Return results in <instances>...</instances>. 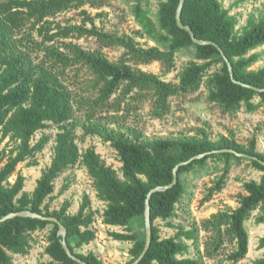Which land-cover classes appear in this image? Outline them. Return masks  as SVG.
I'll return each instance as SVG.
<instances>
[{"label": "trees", "instance_id": "1", "mask_svg": "<svg viewBox=\"0 0 264 264\" xmlns=\"http://www.w3.org/2000/svg\"><path fill=\"white\" fill-rule=\"evenodd\" d=\"M149 0H133V14L142 27V34L158 45L142 46L128 34H114L98 28L86 9L81 24L58 26L51 32L47 27L49 17L80 9L89 4L97 6L101 0H0V133L1 140L8 138L17 142L15 150L7 154L0 150V218L22 210H31L46 216L57 217L66 227L67 243L74 255L89 264H130L143 251L145 232H131L130 225L140 221L144 227L145 201L149 191L165 186L173 180L176 165L190 158L208 153L201 158L181 165L177 183L168 189L152 194L150 217L152 222L151 246L138 264H203V257H213L229 241L235 244L228 258L234 262L245 258L249 251V233L245 221L252 211L260 208L258 223H264V165L251 160L253 167L262 172L259 180L251 179L244 184L245 194L234 209L221 210L202 221L201 227H177L175 236L162 237L156 225L158 219L168 220L176 211L186 190V175L207 166L210 158L224 162V173L217 182L221 188L231 169L233 159L243 157L231 152L217 153L214 150L231 148L238 152L264 160V153L257 150L256 138L247 146L235 138L223 136L218 142L207 139L157 138L148 143L133 140L124 133L111 129L99 121L98 115L108 108L119 109L125 97L134 90L151 91L155 96L156 112L165 113L170 108V97L178 93L197 91L202 80L214 65L220 68L210 79L212 86L208 99L221 105L226 111H236L244 104L247 111L264 106V91L258 92L231 79L227 63L215 45H199L193 42L188 31L176 22L180 0H164L160 3L157 19L154 20L145 8ZM181 18L190 25L195 36L217 43L232 64L234 77L244 83L264 88V67L248 70L258 59L249 52L264 44V18L249 19L245 30L234 33L236 18L230 16L219 0H185ZM90 22L91 26H87ZM34 31L42 36H32ZM29 34V36H27ZM96 37L99 47L86 49L61 38L76 36ZM161 45V46H160ZM195 48V58L182 71L179 84L167 82L157 74L135 67L138 64L160 62L166 70L175 66V55L183 48ZM103 47H122L123 56L110 60ZM41 52L35 57L33 53ZM85 71L84 86L89 94H77L80 72ZM75 72V83L68 82V75ZM73 86V87H72ZM256 97L259 102H254ZM83 112V120H78ZM52 122L59 127L53 160L42 173L32 193L24 191L26 177L11 176L21 162L29 160L37 165V153L48 142L42 136L32 143L33 136ZM82 127L86 135H98L117 151L122 162V176L106 165L94 147L83 154L77 143L76 130ZM82 158L84 166L94 180L98 197L107 204L103 222L107 225L128 228L126 232H112L115 240L130 241L131 259L127 263H105L94 252L77 251L96 237L92 227L95 221L91 211V198L83 197L77 213L68 212L70 202L65 201L59 211H50L44 205L54 191V180L59 174ZM51 227L46 247L51 260L47 264H79L72 259L61 244L59 226L48 220L17 216L0 223V264H14L15 254H25L31 248L32 234ZM209 233L204 241L203 257L200 255L198 231ZM192 240L199 256H186L190 245L181 240ZM264 248V237L259 240ZM249 264H264V255Z\"/></svg>", "mask_w": 264, "mask_h": 264}, {"label": "rangeland", "instance_id": "2", "mask_svg": "<svg viewBox=\"0 0 264 264\" xmlns=\"http://www.w3.org/2000/svg\"><path fill=\"white\" fill-rule=\"evenodd\" d=\"M164 0H149L145 2V8L149 15L156 20L160 3ZM230 16L236 18L234 33L240 35L248 25L251 18L259 20L264 18V0H219ZM133 0H101L97 6L85 5L80 9H71L61 12L56 16L49 17L47 27H51V32L58 29V26L69 24H81L84 21L82 9H86L92 17L95 25L107 32L114 34H128L144 47L158 45L151 39L143 36L142 27L137 22L133 14ZM87 26H91L87 22ZM29 36V34H27ZM32 36L41 40L42 36L36 31ZM62 41L73 42L86 49H96L99 43L94 36L61 38L57 45H62ZM161 46V45H160ZM102 51L112 61L119 60L125 49L122 47H103ZM37 54L33 53L35 57ZM257 54L258 59L251 64L248 70H259L264 67V44L252 49L249 55ZM192 61H199L195 58V48L193 46L180 49L175 55V66L171 70H166L163 65L154 61L149 64H138L135 67L157 74L161 79L179 84L180 76L184 68ZM220 68V65L212 66L206 72L202 83L197 91L178 93L170 97V108L167 112L158 114L156 112L155 96L151 91L141 92L134 90L125 97L119 109L108 108L98 115L99 121L106 124L111 129H116L124 133L133 140H140L148 143L157 138L173 139H207L218 142L223 136L235 138L239 143L247 146L250 139L256 138L257 150L264 153V106H260L254 111H247L245 105L236 111H226L216 102H211L208 96L211 91L210 79ZM75 72L68 75V82L75 83ZM85 71L80 72L78 89L76 93L89 94L88 88L84 86L83 79ZM73 87V86H72ZM256 97L254 102H259ZM78 120H83V112L76 114ZM59 127L48 122L47 127L40 129L32 138V143H36L42 136H48L49 140L45 147L37 153L38 164L30 165L29 160L21 162L10 181L13 183L18 174L26 177L24 191L32 193L37 185L38 179L43 171L50 166L56 146V138ZM77 143L80 153L83 154L89 147H94L101 155L103 162L113 167L119 176H122V162L115 148L110 142H105L98 135L84 133L82 127L76 130ZM17 142L14 140H1L0 150H15ZM6 159L0 162V168ZM231 169L225 178L221 188L217 187V182L224 173V162L220 159L210 158L207 166L197 169L186 177V190L181 201L176 205L175 214L168 220L158 219L156 225L160 229L161 236H175L179 226L190 228L201 227L202 221L210 218L212 214L221 210L234 209L239 205V200L244 195L245 182L255 179L259 180L262 172L253 167L251 160L246 157L240 160L231 161ZM91 198L90 209L94 213L95 221L92 223L96 231L93 241L78 248L77 251L87 254L94 252L105 263H127L131 259L129 253L132 243L130 241L115 240L112 232H126L128 228L122 226L107 225L103 222V213L107 207L105 201L98 197L94 187V180L89 175L87 168L82 162V158L74 165L64 169L54 180V191L46 198L44 205H48L50 211H59L65 201L70 202L69 213L75 214L79 211L80 205L85 195ZM262 213L260 208L252 211L251 216L245 221L246 229L249 233V251L245 258L234 262L228 255L234 250L235 244L227 241L224 246L213 257H203L204 241L209 235L206 231L199 229V249L203 257V264H249L253 260L264 255V248L259 246V240L264 237V223H258L257 217ZM52 226L42 230H37L32 234L31 248L25 254H15L14 264H47L51 257L46 252L49 244L48 235ZM131 232H145L140 221H135L129 226ZM182 241L190 245L186 256L197 258L198 248L192 240L181 238Z\"/></svg>", "mask_w": 264, "mask_h": 264}, {"label": "water", "instance_id": "3", "mask_svg": "<svg viewBox=\"0 0 264 264\" xmlns=\"http://www.w3.org/2000/svg\"><path fill=\"white\" fill-rule=\"evenodd\" d=\"M184 3H185V0H180L178 8H177V12H176L177 25L181 29H184V30L189 32V34H190V36H191V38H192L194 43L199 44V45H210V44L215 45L218 48V50L220 51V54L222 55L223 59L227 63L231 79L234 82H236L238 84H241L243 86H246V87H251V88H253L254 90H256L258 92L264 91V88L253 86V85H250V84H247V83H244L242 81L237 80L234 77L232 64L229 61L228 57L225 55V53L222 50V48L217 43H215V42H213L211 40H203V39L197 38L195 36V33L193 32L192 28L190 27V25H186V24L183 23L182 18H181V14H182V9H183ZM213 152H217V153L231 152V153H233V154H235L236 156H239V157H246V158H249V159L257 160L262 165H264V160H261L258 157H254V156L248 155V154L243 153V152H238V151H236L234 149H231V148L218 149V150H214ZM206 154H208V153H202V154L196 155V156L190 158L187 161H183V162L179 163L178 165H176L174 167L173 180H172L171 183H169V184H167L165 186L154 187V188H152L149 191V193L147 194L146 201H145V211H144V223H145V245H144V249L141 252V254L130 264H138L144 258V256L146 255V253L148 252V250H149V248L151 246V241H152V222H151V217H150V198H151L152 194L157 192V191L173 187L178 181V169H179V167L181 165H184V164H187V163L191 162L194 159L201 158V157L205 156ZM17 216L39 218V219L48 220V221H51L53 223L58 224V226H59L58 234L61 236V244H62L63 248L65 249V251L67 252V254L72 259L77 261L79 264H89L85 260L77 257L76 255H74L72 253V251H71V249H70V247H69V245L67 243V240H66L67 229H66L65 225L57 217H55V216H46L44 214L33 212L31 210H22V211H18V212H12V213H9V214L3 216L2 218H0V223L3 222V221H6L8 219L15 218Z\"/></svg>", "mask_w": 264, "mask_h": 264}]
</instances>
